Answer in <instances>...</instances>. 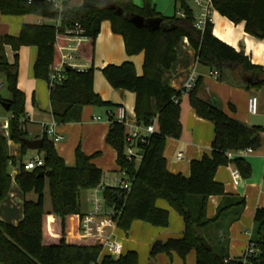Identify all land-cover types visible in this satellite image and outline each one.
I'll return each instance as SVG.
<instances>
[{"label":"trees","instance_id":"trees-1","mask_svg":"<svg viewBox=\"0 0 264 264\" xmlns=\"http://www.w3.org/2000/svg\"><path fill=\"white\" fill-rule=\"evenodd\" d=\"M114 9L105 7V0H82L73 8L57 11L49 0H0V14L34 15L53 23H24L17 36H0V74L3 75L10 99L6 100L11 116L7 120L8 139L26 152L22 140L26 138L24 120V95L16 86L17 54L12 64L4 56V46L15 52L22 45H32L37 55L32 66L35 78L47 81L50 67L59 60L57 45L65 43L64 29L78 22L84 30L86 41L78 46V58L91 61L94 40L100 23L108 21L110 30L122 36L124 50L128 56L143 52L142 73L137 75L131 61L118 65L107 64L101 73L112 88H121L134 93V117L144 127L155 117V131L143 136L144 141H133L140 159H127L125 146L126 128L113 114H107L109 126L104 143L116 153L117 171L123 170L130 181V190L106 188L104 197L119 214L116 228L127 232L132 221L140 220L152 226L165 227L168 224V210L155 206L156 199H163L182 218L183 231L179 238L154 241L148 256L152 259L158 253L174 251L181 259L193 250L194 264H240L239 258L225 261L224 250L216 251L200 234V230L214 225L218 242L223 247L227 239V228L236 219L244 205L242 198L226 195L222 184L214 180L219 166L232 162L240 177L250 176V165L241 158L230 161L228 152L260 148L263 128L246 126L224 114L215 98L208 101L197 96L200 77L187 91L188 105L196 116L213 125L210 152L189 162V174L171 173L166 169L163 148L166 138H178L181 132L179 122L180 95L183 90H174L162 83V70L175 60V45L185 37L194 49L197 63L210 70L221 72L228 65L250 75L254 82L247 86H264V69L252 64L242 51L219 40L212 34L209 18L203 29L195 26L192 5L189 0H174V13L164 17L155 11L150 0H142L140 7L132 0H112ZM212 9L233 23L243 22L244 31L256 38H264V0H211ZM132 14L143 19H159V27L148 29L137 27L129 20ZM59 19V26L54 21ZM93 67L65 70V78L54 87H49L50 113L57 125L78 122L82 107L110 106L92 89ZM177 98V103L173 99ZM155 101V109L151 100ZM4 101L0 98V102ZM42 165L27 171L20 165L13 181L23 193L32 191L35 200H23L22 218L16 224L0 220V264H137L133 250L124 251L114 259L99 253L103 241L79 237V221L82 212L79 207V192L98 184L102 171L77 146L74 149V164L66 166L57 154L54 144L43 132L41 135ZM7 155L6 139L0 133V202L8 192L11 175ZM264 179V171H263ZM47 182L50 210H43V189ZM125 195V197H123ZM221 195L222 201L211 219L205 217L209 196ZM248 242L257 250L256 256L248 258L249 264H264V207H258L253 214V226ZM165 264H171L165 263Z\"/></svg>","mask_w":264,"mask_h":264},{"label":"crops","instance_id":"crops-1","mask_svg":"<svg viewBox=\"0 0 264 264\" xmlns=\"http://www.w3.org/2000/svg\"><path fill=\"white\" fill-rule=\"evenodd\" d=\"M155 11L164 17L173 15L174 0H150ZM82 0H64L66 8L77 7ZM138 7L142 0H132ZM193 12H196V8ZM209 21L212 24V34L236 51H242L249 61L264 69V38H256L244 31L243 22L233 23L215 10H211ZM24 23H53L34 15H4L0 14V36L8 35L15 37L19 34ZM4 56L8 64H12L13 55L17 54L16 86L24 95V120H26V138H41L43 127L53 121L50 113L49 87L45 80L35 78L32 66L37 55V49L32 45H22L17 51H13L9 45L4 46ZM175 60L167 69L162 70L161 81L174 90H182L191 74L200 77L197 96L205 101L215 98L218 108L228 117L246 125L263 128L261 133V146L258 150L232 151L227 156L230 161L241 158L250 165L251 172L248 178L239 177L235 184L232 181L231 170L235 169L232 162L219 166L214 174V180L222 184L224 193L229 196L242 198L244 205L239 216L234 219L227 228V239L222 247L218 242L214 225H208L200 230V234L216 251H223L228 258H240L245 250L249 235L253 226V214L256 208L264 207V86H247L243 81L242 72L231 66H227L214 74L206 66L196 61L195 51L188 44L185 37L179 39L175 45ZM86 69L93 67L92 89L99 97L110 106L82 107L80 120L56 126V132L61 139L53 143L57 154L63 159L66 166L74 164V149L78 146L86 155L98 153L91 159L92 163L101 171H117L115 163V151L104 143V136L109 126L108 113L113 115L118 109H122L127 123L126 132L136 125L134 117V93L121 89L112 88L101 73V68L107 64L118 65L124 61H131L135 73L141 75L143 52L128 56L124 50L122 36L110 30L108 21L100 23L98 34L94 40L93 58L91 61L79 59ZM187 92L180 95L179 122L181 132L178 138H166L163 148V156L166 161V169L171 173H180L184 176L189 174V162L199 159L203 154L210 152V144L213 137V125L210 121L202 119L194 113L188 105ZM256 97L257 111L251 114L247 111V99ZM151 107L155 109V101L151 100ZM7 119L0 118V133ZM130 126V127H129ZM5 135V134H4ZM7 139V155L14 159L17 164L12 173L10 186L6 197L0 202V220L16 224L22 218L23 200L27 193L21 192L13 181L18 173L20 164L26 154H21L18 144ZM9 145V151L7 147ZM27 151V150H26ZM136 154L139 153L135 149ZM181 153L180 159L176 158ZM35 156H41L37 153ZM28 158L27 160H29ZM138 161L139 159L136 158ZM14 165V163H13ZM222 201L221 195L209 196L205 207V217L211 219ZM155 206L168 210V224L165 227L152 226L140 220L132 221L127 232L119 229L114 234L123 242L124 251L133 250L137 254V264H194L195 254L190 250L181 259L174 251L158 253L152 259L149 258V247L154 241H164L168 238H179L183 231L181 216L171 208L163 199H156ZM80 207V201H79ZM85 213L87 211H82Z\"/></svg>","mask_w":264,"mask_h":264},{"label":"built area","instance_id":"built-area-1","mask_svg":"<svg viewBox=\"0 0 264 264\" xmlns=\"http://www.w3.org/2000/svg\"><path fill=\"white\" fill-rule=\"evenodd\" d=\"M31 1V0H27ZM52 4V7L57 11H62L64 9L63 2L64 0H49ZM192 7L196 8L194 13L195 26L198 29H203L206 20L209 18V14L212 10L211 0H189ZM55 27L59 26V19L54 21ZM64 40L65 43L62 45H57L59 60L58 62L50 67L48 74V80L46 81L48 87H54L59 84L65 78V70L68 68L81 70L83 69L82 63L78 58V46L86 41V36L84 35V30L78 22L73 23L64 29ZM216 74V71L213 72ZM196 77L191 74L187 82L183 87V91H189L195 83ZM174 103H177V98L173 99ZM247 111L251 114H254L257 111V100L256 97L250 96L247 99ZM114 118L123 123L126 127L127 123L125 121V115L122 109H118L117 112L113 115ZM155 117L152 118L151 123L141 127L137 123L133 128L129 129L126 132V140L129 142L125 146V156L127 159L135 157L140 159V153L136 154L134 150L136 149L132 145L133 141H144L143 136H146L155 131ZM57 124L54 121H51L49 124L43 127V132L45 135L51 139L53 143L58 142L61 139V136L56 132ZM130 127V126H129ZM1 129L4 131L3 136H8L7 122L3 123ZM250 149H243L240 152L244 153ZM230 155V152L227 153V156ZM181 153L178 152L176 155L177 159H180ZM42 157L34 156L32 159H29L20 165L24 170L30 171L34 168L40 167L42 165ZM9 165L13 163L9 162ZM120 177H112L100 179L97 185L90 189L89 193V211L82 214L79 221V237L83 240L88 238L100 239L103 241L102 247L99 253L98 258L102 255H108L114 259L118 258L123 252V242L114 234L116 229L117 217L119 210H117L113 205H110L106 202L104 197V191L106 188L115 189L118 191H123L125 194L130 190V181L126 178L123 170L117 171ZM11 174V173H10ZM232 181L237 184L239 181L240 174L238 170H231ZM125 197V195L123 196ZM250 236V235H249ZM257 250L254 247L253 243L247 242L244 252L239 258L240 264H249L248 258L251 256H256ZM236 258H228L225 261H233ZM94 264V263H91Z\"/></svg>","mask_w":264,"mask_h":264},{"label":"rangeland","instance_id":"rangeland-1","mask_svg":"<svg viewBox=\"0 0 264 264\" xmlns=\"http://www.w3.org/2000/svg\"><path fill=\"white\" fill-rule=\"evenodd\" d=\"M0 98L4 101L9 100L10 99V93L6 87V82H5V78L3 77L2 74H0ZM11 116V112L7 109H5L1 104H0V118H5V119H9V117ZM7 142V139H6ZM7 150L9 151V145L7 147ZM37 153H40L39 151H34V150H27L26 154L23 156L22 160L23 161H27L28 158L32 159ZM41 155V153H40ZM17 164L14 165H9V171H10V175L12 176V173L14 172V170L16 169ZM112 177H120L119 173L117 171H112V170H103L102 171V179L105 180V178H112ZM89 193H90V189H84L81 190L79 192V201H80V208L82 211H87L90 209V205H89ZM27 198L28 199H33L35 200L36 195L30 191L29 193H27ZM43 210L44 211H49L50 210V200H49V193H48V186H47V182H45L44 185V189H43Z\"/></svg>","mask_w":264,"mask_h":264},{"label":"water","instance_id":"water-1","mask_svg":"<svg viewBox=\"0 0 264 264\" xmlns=\"http://www.w3.org/2000/svg\"><path fill=\"white\" fill-rule=\"evenodd\" d=\"M105 7L108 9H114L118 15L122 14V10L120 8H116L112 0H105ZM129 20L132 24H134L137 27H146L148 29L159 27V19L157 18L143 19L140 15L132 14L129 16ZM242 75H243L242 77L243 81H245L246 83L251 84L254 82V79L250 75L244 73H242ZM0 104L5 109L8 108V104L6 101H1ZM22 143L27 150L39 151L41 149L42 140L41 138H34V139L24 138L22 140Z\"/></svg>","mask_w":264,"mask_h":264}]
</instances>
